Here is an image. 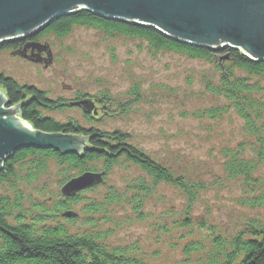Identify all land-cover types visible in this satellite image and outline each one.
Here are the masks:
<instances>
[{"label":"rangeland","instance_id":"1","mask_svg":"<svg viewBox=\"0 0 264 264\" xmlns=\"http://www.w3.org/2000/svg\"><path fill=\"white\" fill-rule=\"evenodd\" d=\"M40 43L49 50L48 56L40 55L45 62L6 51L0 53V72L20 85L36 87L51 100L62 99L64 108L44 111L46 116L59 122L71 118L84 129L123 131L130 136L131 145L155 161L175 168L189 166L186 173L195 187L193 199V188L190 192L166 184L157 186L148 198L140 195L137 214L118 206L105 216L109 221L103 229L111 232L106 243L129 248L135 257L151 264H200L212 235L229 238L251 219L264 224V209L250 211L237 204L243 197V179L229 178L220 169V148L233 149L244 137L239 120L235 116L216 121L190 117L214 103L204 87L206 81L216 82L219 77L211 63L169 51L151 53L141 40L108 36L84 26L74 27L62 38L43 37ZM220 56L223 60L216 57L217 63L226 59L225 54ZM134 86L138 96L133 94ZM84 97L97 103L101 115L95 120L88 121L81 109L68 106ZM3 107L16 116L13 108ZM49 163L44 176L22 184L26 195L48 206L47 193L61 194V177L54 163ZM93 166L102 168L100 162ZM258 169L264 189V164ZM140 176L139 168L119 161L108 170L104 183L84 191V202L73 210L114 191L131 198L134 181ZM26 204L24 201L30 209ZM191 242L199 243L203 250L187 256L184 249Z\"/></svg>","mask_w":264,"mask_h":264},{"label":"trees","instance_id":"2","mask_svg":"<svg viewBox=\"0 0 264 264\" xmlns=\"http://www.w3.org/2000/svg\"><path fill=\"white\" fill-rule=\"evenodd\" d=\"M77 26L94 28L108 36L141 40L151 53L169 51L211 63L219 77L216 82L206 81L204 87L214 103L194 111L190 117L216 121L235 116L239 120L244 137L233 149L220 148V169L227 177L242 178L245 182L243 197L236 200L239 206L250 211L264 209V189H261L262 183L257 176L258 168L264 164V59L253 60L235 48L212 49L186 43L152 26L98 16L86 9L59 15L33 35L0 41V53L9 51L19 57L23 53L40 55L45 48L40 43L43 37L62 38ZM220 54L227 55V58L217 63L216 57L223 60L224 55ZM0 89L8 107L19 105V115L24 121L40 133L67 137L69 147L65 150L51 146L22 147L9 154L2 163L0 264H151L135 257L127 250L129 248L111 246L104 241L111 233L109 229H103L106 228L103 224L109 221L105 216L118 206L128 207L137 214L140 195L143 199L148 198L161 184L191 192L193 180L186 173L189 166L175 168L155 161L141 148L131 145L130 136L123 131L84 129L71 118L65 122L56 121L44 111L64 108L62 99L51 100L45 92L34 86L20 85L1 72ZM133 94L139 95L137 86H134ZM83 113L88 121L96 119L86 111ZM50 161L61 177L60 186L86 172L99 174L104 183L108 170L119 161L136 166L143 176L135 179L131 198L115 191L105 193L100 198L85 201L76 212L73 207L84 202V191L95 186L73 196L47 193L49 206L24 193L22 184L28 185L37 176H44ZM98 162L102 165L101 170L93 166ZM194 188L191 199L195 196ZM39 192L43 194V191ZM24 201L30 209L25 208ZM211 238L210 248L203 253L200 264H264V224L257 220L247 221L229 238L219 235ZM202 250L199 243L191 242L184 253L189 256Z\"/></svg>","mask_w":264,"mask_h":264},{"label":"water","instance_id":"3","mask_svg":"<svg viewBox=\"0 0 264 264\" xmlns=\"http://www.w3.org/2000/svg\"><path fill=\"white\" fill-rule=\"evenodd\" d=\"M79 9L152 26L186 43L235 48L253 60L264 59V0H0V41L33 35L53 18ZM86 104L85 100L69 103ZM3 105L8 107V102L0 91V167L9 154L22 147L69 148L67 137L40 133ZM8 108L19 115V105ZM99 181L100 175L86 172L67 181L61 192L70 196Z\"/></svg>","mask_w":264,"mask_h":264},{"label":"bare ground","instance_id":"4","mask_svg":"<svg viewBox=\"0 0 264 264\" xmlns=\"http://www.w3.org/2000/svg\"><path fill=\"white\" fill-rule=\"evenodd\" d=\"M19 117H20V115H18ZM17 115L15 116V118L16 119H18L19 121H21V122H23V123H25V124H27V125H29V126H31L29 123H26V122H24V121H22L21 119H19V117H18ZM21 118V117H20ZM32 127V126H31Z\"/></svg>","mask_w":264,"mask_h":264}]
</instances>
